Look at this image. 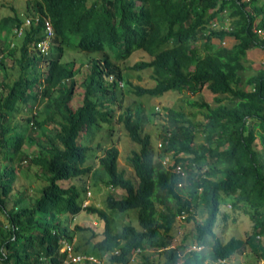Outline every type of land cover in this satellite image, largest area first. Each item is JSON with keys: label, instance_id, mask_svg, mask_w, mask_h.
<instances>
[{"label": "trees", "instance_id": "obj_1", "mask_svg": "<svg viewBox=\"0 0 264 264\" xmlns=\"http://www.w3.org/2000/svg\"><path fill=\"white\" fill-rule=\"evenodd\" d=\"M140 1V6L134 0L27 3L35 11L49 13L57 34L71 26L81 32L79 26L85 23V37L78 44L82 48L104 50L108 46L107 55L118 60L141 47L151 59L132 67H150L154 79L152 87L134 85L111 63L106 75L113 73L123 81V87H118L116 81L108 83L100 70H94L86 90L96 95L95 102L86 99L73 111L69 107L71 85L62 82L68 75L67 67L55 62L45 86L54 98L45 107L46 112L42 111L44 119H35L32 126L28 124L31 117L25 119V124L18 123L20 127L12 124L15 94L1 95L9 87L11 74H18L25 86L36 84L26 72L27 63L33 60L26 45L39 37V30L36 28L34 35L26 33L20 48V43L15 39L18 44L12 45L9 33L0 28V264H65V255L59 252L63 242L72 243L75 253L95 257L97 261L90 264H223L220 259L246 252L255 260H264V70L254 71L242 61L252 39L250 23L256 17L264 23V3ZM110 7L119 10L125 26L114 19ZM214 18L218 25L211 23ZM226 18L230 29L224 28ZM226 35L239 42L228 48L212 46L213 37L221 41ZM115 87L120 93L117 103L126 94H187L185 104L197 108L201 118L193 120L183 109L167 107L166 114L153 111L152 117L144 112L143 119L134 117L133 104L128 105L118 122L138 146L127 156L132 170L118 166L120 152L113 142L102 148L99 159L107 175L105 182L123 193L115 196L109 190L105 209L95 204L83 206L86 181L80 179L91 167L84 165L86 145L77 144L76 138L81 130L94 128L101 121L112 122L113 110L101 113L96 106H102L103 99H115ZM204 87L213 94V104L190 97ZM135 102L140 106L139 101ZM162 116L161 148L155 153L150 133L142 129L145 120H160ZM196 138L201 142L194 143ZM166 156L173 163L164 164ZM23 163L28 167L19 169ZM177 164L184 169V177L174 170ZM29 172L33 179L45 182L34 194L22 185L14 191L17 174L29 176ZM63 178H79L81 184L62 187L57 181ZM226 202L233 210L243 208L252 221L244 238L215 235L214 226ZM132 210H136L138 226L132 221L119 225L116 215ZM80 211L103 221L102 231L98 233L93 225L75 224L71 228L65 219L69 217L70 221ZM181 214L185 221H194V229L189 241L185 242L186 236L174 243L172 229L181 224ZM223 215L226 217V213ZM86 229L91 231L88 238L73 240ZM196 244L204 248H191Z\"/></svg>", "mask_w": 264, "mask_h": 264}, {"label": "clouds", "instance_id": "obj_2", "mask_svg": "<svg viewBox=\"0 0 264 264\" xmlns=\"http://www.w3.org/2000/svg\"><path fill=\"white\" fill-rule=\"evenodd\" d=\"M29 1L30 0H23V1L9 0L10 12L7 13L4 17H2V16L0 17V24H1L0 28L3 29V30L2 29H0V30H2L6 34H7V32L9 33V35L7 34V38L11 41L12 45H14L16 43L15 42L16 38L24 37V39H25L26 33L29 32L31 35H34L35 29L38 28V30H39V37L37 39H34L33 41L28 42L26 45L27 50L29 52V56H30V58L33 59L32 61L30 60L29 64L27 63L26 72L28 75H30V78H32V81H34V79L36 80V84L33 87L31 85L25 86L23 83H21L19 81L18 74L16 75V74L10 73L12 76V80H10V82L8 84V86H9L8 89H6L4 91V93L1 95L2 97H7V96L15 94L14 96H15V99L17 102L14 105V107L17 110L15 109V111H16L15 115H14L13 119H11L10 121L12 122V124L17 123L16 125L18 127H20L18 125V123L21 124V122H22L25 124V121H26L25 119L27 117H31L30 121L28 122V124L30 126L35 124V119H37V120L38 119H44V113L43 112H46L45 107L48 106L50 104L51 99L54 98V95L48 93L45 86L47 83L46 79L49 78L50 71H51L53 64L55 62L62 65V66L67 67L68 75H66V77L64 78V80L62 82H67V83H70V85H71L72 93H71V97H70L69 107L74 111L78 107L81 108L84 105L86 99L92 100V101H94V99H96V95L92 96V95L88 94V92L86 90V87H87L89 81L92 79V78H90V75L94 73V70H100L102 75L105 76V80L108 83H112V82L116 81L118 87H123V84H124L123 81L116 79V77L113 73H109L106 75V72L109 71V69L111 68V63L117 65L119 67V70L122 72V74H124L123 73L124 67H122V64L120 65L118 63V61L123 62L126 60V61H129L132 63L135 62V60L130 61L128 59V57L134 51L142 50V51H138V52L143 53L145 55V57L147 59L146 61L151 59V56H149L148 53L145 50H143L141 47H140V49H137V48L134 49V51H132L131 54L128 57H126L125 59H118V60L115 59L114 57H112L111 55H107V53H110V51H109L110 48L108 46L104 50H101L100 48H95L94 46H90L89 48H82L78 44H79L81 38L85 37V34L83 33V31L87 30L85 23H81L79 26L81 29L80 30L81 32H76L75 27L71 26L70 28L65 29L63 34H57L56 29L53 25L52 18L49 15V13H47L45 10H43V11L36 10L35 11L32 8L27 7V3ZM134 1H135L136 6L141 5L140 0H134ZM261 2L264 3V0H261ZM110 10H111V13H112L114 19L119 24L125 26L123 21H122L119 10L117 8H114V7H110ZM16 17H18L20 19L19 22L17 21ZM261 20H262V18L256 17V19L250 23V28L252 30L251 31L252 32V39L246 45L245 55H244V58L242 59V61H244V63L248 64L251 69L255 68L258 65V63H261L262 62L261 57H264V23H261ZM211 23L213 25H218V20L216 18H214L213 20H211ZM197 28L199 29V27H197ZM224 28L230 29L229 18H226ZM214 40L218 41V39L213 37L211 39V41H214ZM169 42L171 43V39ZM218 42L222 44L219 46H222L224 48H228L233 43H235V44L238 43L239 39L238 38L235 39V38L231 37L230 35H226L221 41H218ZM16 44H18V43H16ZM96 44H97V42H94V45H96ZM18 45L21 48V44H18ZM18 52L20 53V49ZM91 52H97V53L96 54H90ZM140 53H138L137 55H139ZM137 55H136V57H137ZM143 60H145V58ZM143 60H139V61H143ZM107 61L109 62V66L106 65ZM139 61H136V62H139ZM135 63L130 65L129 68H132V66ZM148 68H150V67H148ZM145 69H147V68H145ZM258 69L264 70V67H260ZM258 69H254V71L258 70ZM26 72H24V73H26ZM151 72H152V70H151ZM125 76L130 81L128 75H125ZM152 80H153V83L149 86H146V87H152L154 85V79H152ZM132 83L134 85H140V84H137L136 82H132ZM140 86H142V85H140ZM142 87H145V86H142ZM44 88H45V90L43 91ZM9 90H12L13 92L8 94ZM114 92H115V99H113V100L103 99L104 104L102 106H99V104H97V106H96V110L100 111L101 113H103V111L106 112L108 109L113 110V114H114L113 118L115 117V113H116V110H118V107H121L123 101L126 100V97L123 95L120 102L117 103L116 102V96L119 97L120 93L116 92V87L114 89ZM167 92H169V91H167ZM167 92H165V93H167ZM97 95H99V92L97 93ZM126 95H130V94H126ZM132 95H134V94H132ZM143 95H148V96L153 97V95H150V94H143ZM142 96H140V97L135 96L136 99H134V100L139 101V98H141ZM175 96H178V95L175 94ZM154 97H159V96H154ZM135 101L127 104V106L133 104V107H134L137 104ZM115 104H116V109H115ZM163 106L165 108L171 107V106H168V104H165ZM140 107L144 108L143 104L141 102H140ZM125 109H123L121 111V113ZM119 110H120V108H119ZM150 111L151 112L147 113V115H149V116L152 115L153 111H159L160 113H164V114L167 113L166 109L162 110L160 107H157V106L152 107V110H150ZM196 113H199V112L196 111ZM17 115H21V118L17 119L16 118ZM119 116H120V114L118 115L117 120H118ZM47 118L49 119L50 116L47 115ZM187 118H190V117L187 116ZM115 122L116 121H114V119H113L112 122L109 123L110 128L104 129L105 128V126H104L105 122L101 121L94 128H90L88 130H81L78 137L76 138L77 144L83 143L86 145L87 151H86V154L84 156L85 157L84 165L91 167V170L88 173L84 174L83 178L80 179V180L85 179V181H86L85 198H84V201L82 203L83 206H86L88 204H93V203H88V202L91 201L90 198L92 195L90 185L94 182L95 179H98L99 181H101V183L103 184L102 187L108 188L107 193L109 190L110 191H112V190L115 191L116 189L121 190L120 188L114 189L111 186V184H107L105 182L107 175H106V172L103 170V168L99 164V159L101 158V156L103 154L102 148H104L105 146H102L100 148V150H96V147H95L96 145H102V143H103V140H101L103 138L102 133H105L107 136L108 130H112ZM184 124H187V123H184ZM46 125H48V124H46ZM122 126H123V124H122ZM123 128H124V126H123ZM95 130H97L96 135L93 134ZM124 131L127 134V131L125 130V128H124ZM144 132H146V131L144 130ZM156 137L158 138L157 140H159L158 145H159V147H161V142H162L161 135L156 136ZM115 145L118 148V144L116 143ZM88 152H89V155H88ZM166 161H169L170 164L173 163L170 156H166L163 163L165 164ZM118 166L121 168L119 163H118ZM63 180L67 181V186L72 185L73 183L74 184L77 183L78 185L81 184L79 178H63L62 181ZM59 181H61V180H58L57 182L59 183ZM59 185L62 186L60 183H59ZM62 187H64V186H62ZM107 193H106V195H107ZM121 194L122 193H120V196H121ZM223 205H222V208H223ZM81 212H84V211H80L79 213H77L76 215H74L70 218H72V220H74V217L78 216ZM65 221H66V223H69V217H67L65 219ZM92 222H93V224L97 223L96 220H92ZM62 248H63V244H62V246H60L59 252H61L65 255L64 251H62ZM191 248L203 249L204 246L196 244L195 246L192 245ZM73 250H74V247H73ZM135 252L138 253L139 249H136ZM81 254H84V253H81ZM233 256H236V255H233ZM64 261H65V264H70L69 261L67 262V256L66 255H65ZM131 261H133V260H131ZM227 261H228V259H226V258L220 259V262L223 264ZM253 264H264V260H263V258L258 259V260L254 259Z\"/></svg>", "mask_w": 264, "mask_h": 264}, {"label": "rangeland", "instance_id": "obj_3", "mask_svg": "<svg viewBox=\"0 0 264 264\" xmlns=\"http://www.w3.org/2000/svg\"><path fill=\"white\" fill-rule=\"evenodd\" d=\"M12 1H23V0H12ZM10 3L9 0H0V17H4L7 13L10 12ZM25 5V4H24ZM20 7V6H19ZM18 7V8H19ZM16 41H18L20 44L22 42H24V37H20V38H16ZM211 44L213 47H217L219 45H222L221 43H219L217 40L211 41ZM138 51H142V50H136L134 51L129 57L128 59L130 61H139V60H143L146 57L143 53H140ZM97 52H91L90 54H96ZM138 53H140L139 55H137ZM137 55V57H136ZM261 63H258V65L253 68L254 69H258L260 67H264V57H261ZM133 62V63H135ZM118 63L121 65L123 68V73L125 75H128L130 81L132 82H136L137 84H140L142 86H149L153 83V80L151 78V69L147 68V69H134L129 68L130 65H132V62L129 61H118ZM249 73V72H248ZM2 74V73H0ZM175 91H169L167 93H165L164 95H161L159 97H152V96H148V95H143L141 98H139V101L143 104L144 108H140V106L138 104H136L134 106V108L132 109V114L134 115V117L136 115H138L140 118L141 116L143 117V119L146 118L145 113H149L151 112L150 110H152V107H160L162 110H165V107L163 105L168 104V106H171V108H174L176 110L179 109H183L185 112L188 113V116L195 120V119H200L201 118V114L200 113H196L197 109L191 106H188L185 104L184 100L186 95H178L175 96ZM126 97V100L123 101L122 106L118 107V110H116L115 113V117H114V121L115 124L112 128V130H108V135L106 136L105 133L103 134V138L101 140H103L102 145H94L96 147V150H100V148L102 146H107L108 144H110L112 141L113 143H117L118 144V149H119V156H118V163L121 167H125L126 169L132 170V168L128 165L127 162V156L130 154V151L135 148L137 149L138 146L137 144H135V142L131 141L126 132L124 131V128L122 126V124L120 122H118L117 117L118 115L121 113V111L123 109H125L127 107V104L134 102L136 99V97L132 94L130 95H124ZM135 97V98H134ZM192 97V99H196V100H206L207 102L213 104V94H211L209 92L208 89L203 88L200 91H198L196 93L195 96H190ZM127 102V103H126ZM170 103V104H169ZM181 106V107H180ZM180 107V108H179ZM120 108V110H119ZM115 109H116V104H115ZM164 113H162L163 115ZM151 116V115H150ZM153 117V115H152ZM17 119L21 118V115H17L16 116ZM162 119L157 120L156 118H152L151 121L146 122V120L144 121V130L146 132L150 133V137H151V142L150 144L152 145V148L154 150L155 153H157L161 147H159L158 143L159 140H157L158 138L156 136L160 135V124L162 120H164L165 118L162 116ZM105 128L104 129H109L110 125L109 123H105L104 124ZM144 130L142 129V131L144 132ZM93 134H97V130L94 131ZM196 142H201L200 138H196V140H194ZM259 148V147H258ZM89 155V152H88ZM24 165L19 166V169L21 168H27L28 165L27 163H23ZM99 166V165H98ZM29 176H24L23 173H18V181H17V185L14 188V191H18V188L22 185L23 189L26 190V192L29 193H36L38 188L41 187V185L45 182L43 179H33L34 177H32V173L29 172ZM59 183L66 187L67 186V181L65 180H61L59 181ZM70 183V182H69ZM102 183L101 181H99L98 179H95L94 182L90 185L91 187V191H92V195L90 198V202L88 203H93L95 205H97L100 208L105 209L106 208V203H105V199H106V193H107V189L106 187H102ZM36 188V189H35ZM101 188V189H100ZM35 189V190H34ZM100 191V192H99ZM112 193H114V195L116 196H120V193H123L122 190L116 189L115 191L112 190ZM230 202H227L223 205V208H221V212L218 215L216 224L214 226V233L216 236L218 237H223V238H229L232 235L238 236V237H242L244 238L246 233L249 232L251 230V223L252 221L250 220L249 216L243 212V208H241V210H233L231 208V204ZM223 213H226V217H224ZM116 215V214H115ZM206 213H203L202 216H205ZM0 218L3 219L2 215H0ZM116 220L118 222L119 225H122L123 223L127 222V221H132V223L135 226H138V222H137V214H136V210H132L129 213L124 212L121 213L120 216L116 215ZM196 218L197 220L200 219V213L196 214ZM92 220H96V224H91ZM179 222L181 223L180 225H176L174 229H172V231H174V243L175 241H177L178 243H180L181 239L186 237L185 242L189 241L194 229V221H185L184 219H180L179 218ZM93 223V222H92ZM75 224H78L82 227H86L87 225H93L96 229V231L98 233H100L102 231V226H103V221H100L97 217H95L93 214H89L87 212H81L78 216L74 217V220H72V218H70L69 221V225L72 228ZM88 227V226H87ZM171 231V232H172ZM173 233V232H172ZM91 234V231L89 230H84L82 232H78L76 235V237H74L73 240H77V237L84 240L85 238H88L89 235ZM100 237V235H98L97 237H95V239H98ZM211 240V239H210ZM92 241H94L92 239ZM74 242V241H73ZM226 264H253L254 263V257L251 254H248V252H246L244 255H236V256H231L227 262H225ZM224 263V264H225Z\"/></svg>", "mask_w": 264, "mask_h": 264}, {"label": "built area", "instance_id": "obj_4", "mask_svg": "<svg viewBox=\"0 0 264 264\" xmlns=\"http://www.w3.org/2000/svg\"><path fill=\"white\" fill-rule=\"evenodd\" d=\"M174 170L177 173H179L180 175H182L183 177L185 176V171L182 168L181 164H177L175 166ZM180 184H181V182L178 185H180ZM181 215L182 216L180 217V219L183 218L184 214H181ZM62 251H64L65 255L67 256V262L69 261L70 264H90V263L97 261L96 258L93 257L92 255L74 253L73 245L70 242H64L63 243Z\"/></svg>", "mask_w": 264, "mask_h": 264}, {"label": "crops", "instance_id": "obj_5", "mask_svg": "<svg viewBox=\"0 0 264 264\" xmlns=\"http://www.w3.org/2000/svg\"><path fill=\"white\" fill-rule=\"evenodd\" d=\"M252 54V53H251ZM253 55V54H252ZM254 58V57H253Z\"/></svg>", "mask_w": 264, "mask_h": 264}]
</instances>
